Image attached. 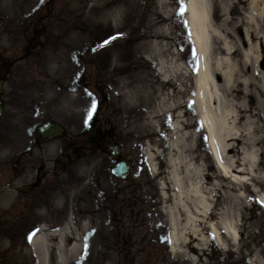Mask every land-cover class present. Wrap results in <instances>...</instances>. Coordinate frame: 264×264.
<instances>
[{"label":"bare ground","instance_id":"obj_1","mask_svg":"<svg viewBox=\"0 0 264 264\" xmlns=\"http://www.w3.org/2000/svg\"><path fill=\"white\" fill-rule=\"evenodd\" d=\"M38 1L26 0L18 6L14 0H3V7L7 15L21 16ZM214 3L225 29L222 32L212 27ZM140 4L141 0L63 2L56 28L68 21H78V25L63 27L67 34L47 53L46 71L32 90L49 97L43 106L79 118L91 106L90 95L71 84L85 50L84 29L119 31L125 17H132L131 27L138 33L129 60L124 59L125 54L112 51L109 62L99 68L115 82L124 113L142 110L141 116H132L131 131L143 140V155L157 188V201L152 204H159L161 215L166 217L170 255L177 264H243L247 258L251 264H264V169L263 173L259 170L264 162L255 157V146L264 141V123L248 127L251 153L244 154L235 138L239 134L232 103L241 94L244 108L255 105L264 109V102H257L264 96V70L260 69L257 51L264 45L260 41L264 0H181L183 27L193 59L189 66L174 40L170 2L157 0L153 8L141 12ZM217 33L222 34L220 46L228 55L239 44L247 46L241 64L229 57L209 60V36L216 38ZM158 112L160 116L153 115ZM190 113L198 123L197 130L192 129L193 122L184 119ZM166 121L170 135L164 140L166 150L161 152L158 147ZM255 132L262 136L255 137ZM201 133L207 155L202 152ZM8 147L0 145V164L13 152ZM155 155L164 161V171L152 164ZM210 162L217 176L210 172ZM222 183L230 187L224 190ZM10 197V192L3 195L4 208ZM252 198L261 214H255V205L246 218ZM225 199L229 207H223ZM78 200L85 201L82 197ZM56 214L63 219L57 230L52 231L56 223H40L29 241L20 240L14 246L0 241V254L8 253L7 264H84L89 257H93L90 264L112 263L115 248L107 213L78 204L67 213L58 207ZM208 246L220 251L218 259L206 256ZM234 249L235 256L231 254Z\"/></svg>","mask_w":264,"mask_h":264},{"label":"rangeland","instance_id":"obj_2","mask_svg":"<svg viewBox=\"0 0 264 264\" xmlns=\"http://www.w3.org/2000/svg\"><path fill=\"white\" fill-rule=\"evenodd\" d=\"M14 1L18 6L26 2ZM69 1L39 0L27 13L13 17L5 13L4 2L0 0V79H3L2 93L6 102L0 120V145L11 146L13 149L0 164V187L9 188L11 195L4 208L2 200L6 192L0 193V241L13 246L20 240L28 241L29 233L34 232L40 223H56V227L61 225L63 219L57 216L56 208L62 207L67 213L72 206L83 204L107 213V226L112 228L111 241L115 248L112 255L114 262L111 264H177V259L167 252L166 217L161 215L159 204H152L157 201V188L143 155V140L131 131L132 116L135 113L138 117L141 116L142 110L124 113L121 101L116 95L115 82L106 70L99 68L103 63L109 62L112 51L125 54L124 59L129 60V51L136 45L138 33L131 27L133 18L125 17L123 27L119 31L100 27L96 30L91 28L90 31L84 29L85 50L71 84L77 86L84 95H90L91 106L87 112L80 114L79 118L71 114L57 113L52 107L43 106V101H50L49 97L36 94V91L32 90L46 71L47 53L67 34L63 27L78 25V21H68L56 28L57 18L62 15L60 6ZM168 1L174 11L179 10L180 0ZM155 3L156 0H141L140 12L146 7L153 8ZM213 7L212 27L215 31L222 32L225 29L221 27L222 21L217 14L215 3ZM181 21L182 16L178 12L172 20L175 27L173 36L189 66L193 59ZM144 24L143 21L142 25ZM215 35L216 38L209 36V60L229 57L231 61L241 64L242 54L247 46L239 44L228 55L220 46L222 34ZM41 37L44 39L41 40ZM105 41L110 42L105 44ZM260 41H264V34L261 35ZM262 46L257 51L260 69L264 70L263 43ZM8 72L10 74L6 78ZM260 101L264 102V96L257 98L259 104ZM232 103L235 106L234 118L238 123L237 131L240 136L235 137L237 146H242L244 154H250L247 129L249 126L253 128L264 123V109L255 105L244 108L245 99L241 94H238ZM160 113L153 115L160 116ZM184 119L193 122L192 129L197 130L192 113ZM89 120L93 121L101 133L109 134L112 140L108 144H103L100 148L94 145L91 147L84 131ZM47 121L61 125L64 129L62 135L51 140L40 138L38 128ZM169 124L167 121L163 122L164 138L160 139L158 147L161 152L166 150L164 140L170 135ZM185 127L188 129L189 126ZM254 135L262 136L260 132H255ZM200 142L203 154L207 155L202 133ZM68 146H73L76 152L83 156L64 167L58 163L57 158L66 153ZM109 146L119 148L116 159L110 156ZM87 149L90 153L84 155ZM255 155L258 160L264 162V141L255 146ZM120 160L129 166L128 176L124 180L110 173L115 161ZM152 164L160 165V171L165 169L164 161L159 155H155ZM209 168L211 173L218 175L211 162ZM263 169V165L259 166L260 172L263 173ZM233 175L240 177L239 174ZM227 187L230 186L222 183V189L226 190ZM222 189L220 192L223 193ZM81 197L84 202L78 200ZM92 198L95 200L93 203ZM229 204L225 199L223 207H229ZM252 206H255L254 212L257 216L261 214L255 198H252L247 204L246 218ZM157 216L161 218L158 217L159 221L155 222ZM254 231L257 232V228ZM246 236L247 234L243 238ZM235 250L231 252L233 256ZM205 253L213 260L220 257V251H214L211 246L207 247ZM7 259L8 253L0 254V264H7ZM261 260H264V256ZM91 261L93 257L85 259L84 264H90ZM249 261L251 260L247 258L243 264H251ZM101 264H104L103 261Z\"/></svg>","mask_w":264,"mask_h":264},{"label":"water","instance_id":"obj_3","mask_svg":"<svg viewBox=\"0 0 264 264\" xmlns=\"http://www.w3.org/2000/svg\"><path fill=\"white\" fill-rule=\"evenodd\" d=\"M57 132H59L57 127L56 126H50V125H46L41 130V133H42L43 136H46V135L50 136L51 134H55ZM89 134H90V136L95 138L94 131L91 128H89ZM113 173L116 174L117 176L124 177L125 173H126V169H125L124 165L118 164L116 169L113 170Z\"/></svg>","mask_w":264,"mask_h":264},{"label":"snow or ice","instance_id":"obj_4","mask_svg":"<svg viewBox=\"0 0 264 264\" xmlns=\"http://www.w3.org/2000/svg\"><path fill=\"white\" fill-rule=\"evenodd\" d=\"M109 42H110V41H105L104 43L107 44V43H109ZM31 235H32V234H30V236H29V240L31 239Z\"/></svg>","mask_w":264,"mask_h":264}]
</instances>
